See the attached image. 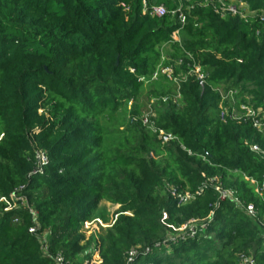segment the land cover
<instances>
[{
    "label": "trees",
    "instance_id": "1",
    "mask_svg": "<svg viewBox=\"0 0 264 264\" xmlns=\"http://www.w3.org/2000/svg\"><path fill=\"white\" fill-rule=\"evenodd\" d=\"M239 1L256 12L221 17L209 0H148L164 5L160 16L141 0H0V264H55L57 253L89 264L95 251L98 264H239L243 254L264 264V193L242 177H264L249 149L264 133L221 118L211 87L264 109V0ZM176 29L167 59L185 69L182 48L208 84L188 75L178 97L152 88L143 112V84ZM145 112L169 141L141 124ZM208 177L241 204L212 186L179 201ZM102 201L119 207L94 239L83 221Z\"/></svg>",
    "mask_w": 264,
    "mask_h": 264
},
{
    "label": "built area",
    "instance_id": "2",
    "mask_svg": "<svg viewBox=\"0 0 264 264\" xmlns=\"http://www.w3.org/2000/svg\"><path fill=\"white\" fill-rule=\"evenodd\" d=\"M209 2L212 3V6L216 12L219 13L221 17H224L226 14L231 15H238L242 18H245L249 15H246L244 12H242L239 7L235 4H229L226 0H216L213 2L212 0H209ZM142 8L144 11H150V13H153L157 16L163 15L165 12V7L162 4H151L148 5V0H141ZM244 4L243 2H241ZM261 13V16L259 17V20H263L264 16V10H259ZM255 13L256 10H253ZM173 14H176L179 22L183 24L185 22V14L182 10V7L180 3L177 4V6L172 10ZM253 13V14H254ZM178 34L179 29H176L172 32L171 40H168L164 44L171 47V43L176 41L178 42ZM179 44V43H178ZM180 45V44H179ZM182 50V53L184 54L185 64L186 68L179 69L178 72L175 71L174 65L170 64L169 59H167V62L165 63L164 58L161 57L159 63L157 64L154 72L152 73L150 79H156L157 76L160 73V77L165 78L168 82H170L171 86L174 87V97L179 96V85L180 83L185 79L188 75H194L195 78L199 81V84L202 86L203 84H208V80H206L204 72L202 70V67L198 64V62L195 61L192 55H190L185 50ZM181 60V59H180ZM147 82V81H145ZM212 89H215L218 91L220 100L218 102V112L219 116L221 118L226 117L234 121L239 122H249L251 126L256 129L258 132L264 133V109H255L251 104L248 103V100L245 102L242 99V95L238 94V90L236 88H229L224 87L222 84L218 85H212ZM149 115L150 113H143L140 117L141 124L148 129L151 132H157L159 138L163 142H167L172 138V135L168 132L163 131L162 129H157L152 123L149 122ZM250 151L254 152L256 155L264 158V144L260 145L258 142H254L249 144ZM34 168L38 172H42L44 169V165L47 163L48 159L46 154L40 150L37 149L34 153ZM204 175V173H202ZM242 177L244 180L248 181L249 184L252 186L253 190L260 196L264 193V177L262 180L258 181L255 178L246 175L245 173L242 174ZM207 186H212L214 189L218 192L219 198L224 199H230L233 202L237 204H241V202L238 200L237 197L234 196L233 192L228 188H223L219 182H216V179L214 177H208L206 178L202 185L198 187L193 194L189 192L187 189L184 190L183 193H180L177 195L180 202H184L187 199L193 197L195 194L201 193V191L206 188ZM13 195H11L12 197ZM1 200L5 201L4 198H1ZM8 207L4 208L7 209ZM244 210L246 213L250 216L255 215L254 207L251 203L244 205ZM116 215H114V218L111 220V223L108 224L107 222H104L101 218L95 217L91 220H84L83 221V228L84 232L87 235H96L99 228L101 227H108L110 226ZM185 227L181 226L180 229H183ZM32 231V229H29ZM190 234H193V230H191ZM97 260L95 264H98L100 262V257L97 251H95ZM133 253L132 251L130 254ZM93 255V254H92ZM55 264H64L63 257L61 254H56L54 259ZM90 264V262H89ZM239 264H254V258L252 255L243 254L239 258Z\"/></svg>",
    "mask_w": 264,
    "mask_h": 264
},
{
    "label": "rangeland",
    "instance_id": "3",
    "mask_svg": "<svg viewBox=\"0 0 264 264\" xmlns=\"http://www.w3.org/2000/svg\"><path fill=\"white\" fill-rule=\"evenodd\" d=\"M229 4H235L239 7V9L244 12L246 15H253V10L249 9L246 4H242L239 0H226ZM263 10V9H262ZM262 13V11H261ZM264 20V16H263ZM262 21V20H260ZM160 73L157 76V80L153 81L152 83L148 84V86H144L142 88L141 97L139 98V103L142 107V111H145V101H146V94L147 92L152 89H163L164 91L171 90V84L165 78L160 77ZM167 81V82H166ZM119 205L118 204H111L109 202L102 201L101 205L99 207V213L96 216L100 217L104 222H107L108 224L111 223V220L114 218V215H117V209ZM125 214H130L128 211L124 212ZM102 228H99L98 231H100ZM84 230V229H83ZM86 234V233H85ZM99 234V233H98ZM98 234L95 235L94 239L98 238ZM87 235V234H86ZM97 260L96 253H93L91 256L90 264H95Z\"/></svg>",
    "mask_w": 264,
    "mask_h": 264
},
{
    "label": "crops",
    "instance_id": "4",
    "mask_svg": "<svg viewBox=\"0 0 264 264\" xmlns=\"http://www.w3.org/2000/svg\"><path fill=\"white\" fill-rule=\"evenodd\" d=\"M170 50H171V48H170L168 45H166V44H162V46H161V57H163L164 60L167 59V54H166V52H169ZM153 81H156V79H155V80H154V79H150V80H148L147 82H145V83L143 84V87H144V86H148V84L152 83ZM166 82H167V81H166Z\"/></svg>",
    "mask_w": 264,
    "mask_h": 264
}]
</instances>
